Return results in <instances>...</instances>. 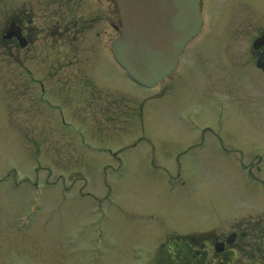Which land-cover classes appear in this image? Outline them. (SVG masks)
I'll use <instances>...</instances> for the list:
<instances>
[{"label": "rangeland", "instance_id": "374dc122", "mask_svg": "<svg viewBox=\"0 0 264 264\" xmlns=\"http://www.w3.org/2000/svg\"><path fill=\"white\" fill-rule=\"evenodd\" d=\"M200 4L201 36L159 86H137L100 58L95 78L119 88L123 112L102 126L109 124L111 132L103 129L99 137L88 121V141L117 149L147 139L118 153L120 162L110 164L106 152L78 146L71 127L59 126L55 111L36 102L33 74L5 67L0 58V264H162L160 244L174 234L247 216L248 226H255L257 216L264 217V105L255 69L241 67L243 44L224 37L234 8H250L264 22V0ZM193 49L201 64L190 56ZM225 90L234 97L229 103L207 104L210 92ZM139 107L140 126L133 120L135 135H128L134 126L127 117L138 115ZM180 111L194 112L207 131L178 121ZM202 138L203 146L190 147ZM251 160L258 162L252 179L238 166Z\"/></svg>", "mask_w": 264, "mask_h": 264}, {"label": "flooded vegetation", "instance_id": "af4514ba", "mask_svg": "<svg viewBox=\"0 0 264 264\" xmlns=\"http://www.w3.org/2000/svg\"><path fill=\"white\" fill-rule=\"evenodd\" d=\"M249 9L241 13L235 8L231 11L224 37L243 44L239 48L241 67L249 65L255 69L257 95L262 96L264 105V22ZM120 28L115 0L4 1L0 4V58L5 67L18 66L21 72L33 74L30 80L37 82L39 91L35 95L36 102L45 100L48 106L55 107L56 99L62 98V107L58 110L64 124H78L76 130L89 134V121L92 129L101 135L103 129L111 127L102 126L110 122L113 115L123 112L117 99L119 88L100 85L94 75L104 55L117 69L111 57L110 42ZM192 51L190 56L198 57L201 64L200 52ZM188 54L181 55L179 66ZM181 79L178 76L177 84ZM24 84L20 82L19 87ZM232 98L231 92L225 90L223 93L212 91L205 100L214 107L216 101L229 103ZM63 111L69 117L68 123ZM178 116L184 124L196 118L185 117L183 111ZM127 118L128 124H133L134 117ZM198 122L195 120L196 128ZM200 129L205 133L208 128L205 124ZM211 133L218 137L215 131ZM204 141L202 138L190 147H201ZM255 221V226H248L246 219L229 226L197 228L191 244L178 247L177 256L172 258H176L178 264H264V217L259 215ZM172 258L163 264H169Z\"/></svg>", "mask_w": 264, "mask_h": 264}, {"label": "water", "instance_id": "95a60500", "mask_svg": "<svg viewBox=\"0 0 264 264\" xmlns=\"http://www.w3.org/2000/svg\"><path fill=\"white\" fill-rule=\"evenodd\" d=\"M123 30L111 44L128 76L153 87L175 69L178 55L199 31L198 0H118Z\"/></svg>", "mask_w": 264, "mask_h": 264}]
</instances>
